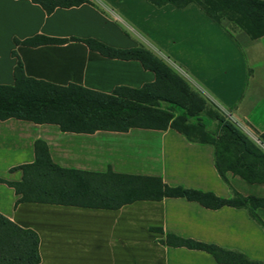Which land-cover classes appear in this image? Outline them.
<instances>
[{"label": "crops", "instance_id": "1", "mask_svg": "<svg viewBox=\"0 0 264 264\" xmlns=\"http://www.w3.org/2000/svg\"><path fill=\"white\" fill-rule=\"evenodd\" d=\"M34 36L66 41L14 44ZM86 39L115 49H146L204 99L206 108L240 129L264 133V36L251 40L227 22L219 27L195 4L178 9L156 8L147 0H90L47 15L30 0H0V85H13L18 60L28 78L101 94L154 82L139 61L104 57ZM37 141L61 169L159 178L170 188L222 199L233 194L215 169L213 147L171 128L79 133L62 132L52 123L0 120V180L21 181L18 167L34 162ZM18 199L0 183V214L36 233L38 264H223L204 251L164 244L165 235L264 262V208L254 211V220L242 208L210 209L178 197L137 200L114 210Z\"/></svg>", "mask_w": 264, "mask_h": 264}, {"label": "trees", "instance_id": "2", "mask_svg": "<svg viewBox=\"0 0 264 264\" xmlns=\"http://www.w3.org/2000/svg\"><path fill=\"white\" fill-rule=\"evenodd\" d=\"M49 15L56 8L77 7L90 0H30ZM156 8L171 5L181 9L195 4L210 20L222 22L244 31L251 39L264 36V0H147ZM75 40V39H71ZM66 40L34 36L14 44L37 47L61 44ZM87 47L104 57L137 60L154 74L153 83L140 89L117 88L111 94L97 93L76 85L56 86L24 75L18 60L13 69L12 86L0 85V120L17 119L37 124L52 123L62 132L92 133L98 130L127 131L132 127L165 130L171 128L193 143L213 147L214 166L229 187L226 173L238 175L250 183H264V153L234 123L206 108V102L165 62L141 47L115 49L93 39L82 40ZM180 108L185 117L174 118L159 109V103ZM211 112L217 121V134L208 136L199 124L182 128L187 119ZM217 111V110H216ZM264 144V133H255ZM35 159L18 167L20 182L7 183L19 196L17 203H49L90 208L118 209L137 200L184 198L218 209L224 206L245 209L256 220L254 211L264 208V198L249 196L222 199L182 187L170 188L159 178L124 176L61 169L50 160L45 143L34 144ZM239 199L240 201H238ZM164 244L204 251L223 264H264L240 252L212 244L165 235ZM38 237L32 230L22 229L0 214V264H38Z\"/></svg>", "mask_w": 264, "mask_h": 264}, {"label": "rangeland", "instance_id": "3", "mask_svg": "<svg viewBox=\"0 0 264 264\" xmlns=\"http://www.w3.org/2000/svg\"><path fill=\"white\" fill-rule=\"evenodd\" d=\"M222 24L226 25V22H222ZM159 109L167 114L172 115L174 118H177V120L178 118L185 117L184 112L180 108L166 104L164 102L159 103ZM216 110L217 109H214L215 112H219L218 110ZM221 116L226 118V115L221 114ZM196 124H199L202 127L203 132L206 133L208 136H214L218 133L217 121L214 119L213 114L209 111L203 112L196 118L187 119V125H182L180 122V124L178 123V126L185 128V126H195ZM240 130L264 153V144L260 142L257 135L252 130H249L247 128H241ZM226 180L231 185L233 193H235L237 195V198L239 199L246 198L249 196H253L256 198H264V183H250L243 180L238 175L232 173H226ZM239 199L237 200L240 201Z\"/></svg>", "mask_w": 264, "mask_h": 264}]
</instances>
